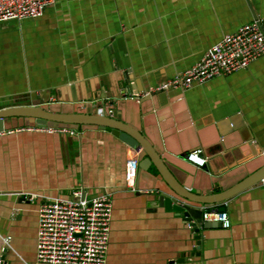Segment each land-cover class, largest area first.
<instances>
[{
  "label": "crops",
  "instance_id": "obj_1",
  "mask_svg": "<svg viewBox=\"0 0 264 264\" xmlns=\"http://www.w3.org/2000/svg\"><path fill=\"white\" fill-rule=\"evenodd\" d=\"M255 16L264 26V0H60L39 18L0 22V109L112 108L174 169L191 172L192 192L230 189L264 163V56L186 90L140 99L123 90L175 78ZM21 126L28 125L15 119L0 134L3 264H50L36 258L42 199L28 192L68 195L78 187L88 197L112 194L107 264H264V185L217 203L231 227L204 228L199 243L184 216L160 204V188L169 187L154 164L138 173L136 190L128 186L136 150L112 132L89 125L75 135L10 132ZM195 149L207 157L204 167L186 159Z\"/></svg>",
  "mask_w": 264,
  "mask_h": 264
},
{
  "label": "built area",
  "instance_id": "obj_2",
  "mask_svg": "<svg viewBox=\"0 0 264 264\" xmlns=\"http://www.w3.org/2000/svg\"><path fill=\"white\" fill-rule=\"evenodd\" d=\"M60 0H0V22L22 20L43 16L47 7ZM264 56V30L259 19L246 23L233 33L226 34L208 50L193 66L173 79L159 83L149 89L123 90L125 97H145L160 90L191 88L195 83H204L219 76L229 75L247 68ZM113 115L114 110H101L100 114ZM48 131L75 135L77 129L66 124L48 126H21L14 131ZM4 132V131H3ZM3 132H0L3 133ZM134 149V148H133ZM136 150V149H134ZM139 152L126 163L125 178L128 186L136 190L139 173ZM186 159L196 167H204L207 157L202 149L189 151ZM264 185V177L260 182ZM30 199L41 198L38 217L36 258L50 264H107L113 200L111 192L105 190L88 197L83 187L71 189L68 195L55 196L28 192ZM203 222L220 223L223 228L231 227L228 211L220 204L202 206ZM193 222V221H191ZM190 224V222H189ZM190 226L193 228L192 224ZM195 235L197 232L194 230ZM4 259L0 258V264Z\"/></svg>",
  "mask_w": 264,
  "mask_h": 264
},
{
  "label": "water",
  "instance_id": "obj_3",
  "mask_svg": "<svg viewBox=\"0 0 264 264\" xmlns=\"http://www.w3.org/2000/svg\"><path fill=\"white\" fill-rule=\"evenodd\" d=\"M255 19H258V17L255 16ZM260 24L264 30L261 21ZM155 93H151V95ZM15 119L22 120L24 125L28 126L45 127L60 123L79 129L82 125H89L112 132L139 152L140 174L143 171L149 172L148 170L152 164L156 166L159 174L169 187L166 189L160 188L158 192L160 204L165 206L167 210L182 214L184 219L190 222L197 232L195 238L198 239L199 243H201V230L213 226L221 227L220 223L203 222L202 206L225 201L247 187L261 184V179L264 177L263 163V165L251 172L248 177L230 189L208 195L197 190L192 192V189L186 184L188 175L191 172L182 168H178L180 171L174 169L154 149L142 132L116 117L100 113L64 112L52 109L48 104L17 105L0 109V132L9 129V124Z\"/></svg>",
  "mask_w": 264,
  "mask_h": 264
}]
</instances>
